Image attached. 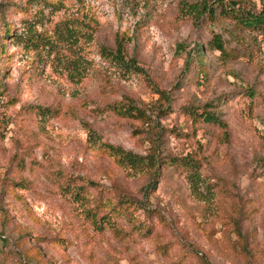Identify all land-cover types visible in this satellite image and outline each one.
<instances>
[{
	"label": "rangeland",
	"instance_id": "obj_1",
	"mask_svg": "<svg viewBox=\"0 0 264 264\" xmlns=\"http://www.w3.org/2000/svg\"><path fill=\"white\" fill-rule=\"evenodd\" d=\"M200 1L0 0V264H264V35L193 16ZM116 37L143 74L100 55ZM105 144L189 158L197 180L170 166L151 184Z\"/></svg>",
	"mask_w": 264,
	"mask_h": 264
},
{
	"label": "trees",
	"instance_id": "obj_2",
	"mask_svg": "<svg viewBox=\"0 0 264 264\" xmlns=\"http://www.w3.org/2000/svg\"><path fill=\"white\" fill-rule=\"evenodd\" d=\"M31 2H43L44 4H48L50 6H57L61 1L63 0H56L55 2L53 0H28ZM262 1L263 9L258 13L254 14L249 10L242 9L240 6H238L237 1H230L229 3L225 0H216L214 3L215 5H209L208 0H201L198 4H194L191 9L190 13L197 17H203L206 16L211 19V21H216L220 18H226L231 19L235 22V25L237 28L242 30H248V31H255L258 34L264 35V0ZM6 33H10L9 29H7ZM48 38V39H47ZM49 37L42 38V44H37L38 47H31V50H38L39 47L44 48L45 45L52 44L51 41H49ZM115 49L109 50L108 48L101 47L100 48V55L110 60L113 64L122 66L125 70L131 71L133 73H140L143 74V71L139 66L137 65L136 61L134 59H127L126 55L124 53V43L125 38L124 37H116L115 39ZM47 42V43H46ZM34 44V43H33ZM208 47L212 51H216L219 53V59L221 60H228L231 58H234L233 54L228 52L224 42L219 38V36L213 37V39L208 43ZM197 61H201L200 57L202 56V50L195 51ZM1 54H4V49L1 50ZM200 63V62H199ZM189 62H187V65ZM163 95V93H160ZM40 111V114H46L49 112V109H38ZM111 110L118 116L125 117V118H133L137 120H142L145 116L144 112L141 111L139 108L132 104H128L126 106L124 105H116L114 104L111 107ZM186 114L190 118H192L193 121H196L197 119L202 120L205 123L208 124H215L220 126L221 128H225V123L221 122L219 120V117L215 115V113H209L207 111H202L201 113H198L196 109L189 107L185 109ZM105 151L108 155H110L112 158L116 160V162L120 165L128 166L129 168L133 170H138L139 172H147L150 174V180L151 184H155L158 182V177L160 176V170L161 168H164L166 170L167 167L170 166H176V168H182L183 170L187 171V178L191 182L197 180L198 176V165L195 161L189 159V158H182V159H171L170 161H157L156 158L152 155L147 156H141L137 154H133L131 152H127L122 150L119 147H114L111 145H104ZM76 196H79L77 194ZM127 204L126 201L124 205ZM102 207V211H105V213L102 215H107L108 213H114V211H119L123 209V205H113L111 203H102L100 204ZM124 211H127L128 208H124ZM98 215V212L92 213V218H96ZM100 218H103V217ZM202 264H209L206 261H202Z\"/></svg>",
	"mask_w": 264,
	"mask_h": 264
}]
</instances>
